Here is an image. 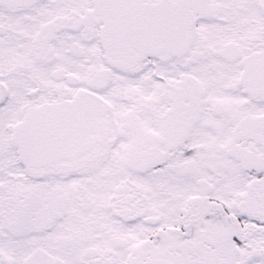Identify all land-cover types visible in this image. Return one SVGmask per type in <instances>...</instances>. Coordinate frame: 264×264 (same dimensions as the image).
Wrapping results in <instances>:
<instances>
[{"label":"snow or ice","instance_id":"obj_1","mask_svg":"<svg viewBox=\"0 0 264 264\" xmlns=\"http://www.w3.org/2000/svg\"><path fill=\"white\" fill-rule=\"evenodd\" d=\"M0 264H264V0H0Z\"/></svg>","mask_w":264,"mask_h":264}]
</instances>
